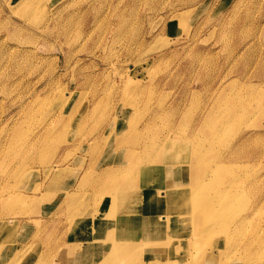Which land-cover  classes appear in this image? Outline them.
<instances>
[{
  "label": "rangeland",
  "instance_id": "rangeland-1",
  "mask_svg": "<svg viewBox=\"0 0 264 264\" xmlns=\"http://www.w3.org/2000/svg\"><path fill=\"white\" fill-rule=\"evenodd\" d=\"M17 1L0 0V264L94 261L90 254L100 249L98 257L126 228L115 223L120 207L132 214L135 204L158 203L138 191L146 184L164 192L161 170H173L157 163L139 171L145 151L120 144L121 136L139 131L158 143L168 134L149 164L175 157L185 135L205 131L200 116L221 100L230 117L244 112L229 148L255 132L235 157L246 195L229 217L251 220L238 226L232 256L222 257L224 238L206 239L212 233L199 234L206 240L192 248L190 210L177 229L168 221L164 234L153 232L150 239L164 241L158 249L148 239L141 247L150 251L125 261L199 264L205 254L218 264H264V0H29L21 8ZM208 121L217 125L221 116ZM132 171L138 185L112 199L109 184L120 186L119 176L129 180ZM178 201L162 208L178 209ZM93 217L108 224L100 230Z\"/></svg>",
  "mask_w": 264,
  "mask_h": 264
},
{
  "label": "bare ground",
  "instance_id": "bare-ground-1",
  "mask_svg": "<svg viewBox=\"0 0 264 264\" xmlns=\"http://www.w3.org/2000/svg\"><path fill=\"white\" fill-rule=\"evenodd\" d=\"M28 1L29 0H19L16 2V6H19V8H21V6H24ZM222 102L223 100L218 101L214 104V111H212V108V112H207L206 114H204V117L200 116L201 120L203 121V125L206 128L205 131L202 132L199 129H195L190 134L185 135L182 139L183 148L179 150L178 155H176L175 157H173V155H169L163 157L162 159H160V161L154 160L153 163L149 164L151 159L150 154H156V151L158 149L166 145V142L170 137L168 134H165L162 138V141L159 140L158 143H148L146 141V138L142 133H139V131L137 133L133 131L131 132V134L128 133V135L126 133V136H130L128 139H126V136H121L120 144H126L127 146L124 145L125 147L131 146L130 149L142 148L143 151H145L143 155H139L142 156L143 159L141 161L137 160V162L141 166L135 168H137L139 171L148 169L150 165H155L157 163L164 164L168 167L173 166V170L167 171L165 170V168H162L161 170L167 172L165 173V175L168 178V180H166L167 187L164 192L160 193L158 189H154V191L148 190L149 185L146 184L141 185L138 191L139 194L147 193L146 197L149 200H151L153 197L158 198V203H153L148 206H139L138 204H135L132 209V214L131 212H123L122 207H120L121 209L120 211H118L120 212V214H117L118 216L116 217L115 223L119 222L126 228L119 229V239L117 240L116 234L112 238L114 240H117V242L110 244L105 249H101L102 253L99 252L98 257L97 250L100 249H97L96 253L90 254L94 258V261H91L88 264H109L110 262L115 261L119 262V264H135L125 260L128 258L131 259V257H137L140 254H143L144 251H150L148 250V248L141 247V245H143L145 241H148V239L150 240V242L156 244V249H158L157 243H164V241L163 239L157 240V235L159 233L164 234V231L166 230L164 226L166 225V223L170 221L173 224L174 228L170 227L171 231L173 229H177L180 221L187 222V218L180 217L181 214H185L187 216L190 210L192 211L189 215H191V217L193 218V225L194 227H196L195 232H191L193 233V235H190L192 236V239H190V245L192 246V248L194 247L193 244H195V246L199 245L206 239H208V241H211L212 237L213 239L211 242L213 245L215 241L214 238L222 237L226 241L225 248H223L224 253L222 254L221 252L222 257L228 259L232 256L231 252L235 246V238L237 237L238 226H240V224L245 225L251 220L250 216L239 219H232L229 217L230 213H232L231 209L234 207L233 202L235 205L238 204L243 198H245L246 195V184H244L245 181L242 183V180L244 178H242V176H239L235 171L238 170L239 167V165L237 164L238 161L235 159V157L237 151L239 149H243L244 146H246V144L249 143V141L254 137L255 132H252L248 135H239L240 137L238 138L237 144L233 147V150L232 148H229L228 141L235 140L238 136H236V132L239 130H235L233 128V122L235 119L238 120L244 117V112L242 113L240 111H236L232 114L233 116L230 117L227 114L228 111L223 109L224 106L222 107ZM63 103H65V100L61 104ZM238 106L244 107L242 105ZM220 110H224V113L226 115H224L223 111ZM239 110L241 109L239 108ZM214 114H217V116H221V121H219V124L217 125L209 124L208 121ZM68 120H70V122H65V128H68L71 125V117H68ZM184 126L185 125H183L182 127ZM207 130L209 134L204 135ZM176 132H178L177 129ZM220 139H223L224 143L219 144ZM180 146L181 145L178 146V149ZM197 146L200 147L201 154L198 153V155H196L195 153L189 152V150L195 149ZM223 152H226L228 154H226V156H224L221 160ZM210 157L216 158V160H213L211 158L214 165L206 168L204 159ZM170 159L176 160L170 161ZM122 164L123 162L121 163V165ZM185 164H188L189 169H191V173H188L186 168L183 166ZM229 164L234 165L230 168L228 166ZM181 166H183L184 171L187 175L184 183L181 180H177V172H179L177 169ZM225 166L230 169L223 173L222 176L217 177L216 175L220 172V169L223 171ZM120 167L123 168L122 166ZM218 167L220 169H218ZM107 170L108 169H106V171ZM125 171L128 170L125 169ZM138 175V172L132 171L130 179L128 180L125 178L124 173H122L119 176L120 181L122 182L120 186H116L118 184H109L113 193V196L110 195V197L116 201L118 198H120L121 201L125 198H128L130 196V191L134 189L140 182V180L138 179ZM106 185L107 184H104V186ZM170 198L179 199V201L176 202V206L178 209H175L174 205H167L166 207L162 208L163 204H165ZM110 209H112L111 206ZM115 209H117L116 205ZM156 212H159V214H155ZM225 214H227V219H220ZM92 222L94 223V225L97 224L96 226L100 230L102 229L103 224H108L107 220H103L102 218L97 217H93ZM206 224L209 225V229H205ZM137 230H139V232L141 230L139 236L135 234ZM154 231L157 233V235L153 240L150 238H153L155 236L153 235ZM102 232L103 230L100 231L99 234H102ZM202 232L208 234L212 233V236H208L206 239H204L203 236H199V234H202ZM141 234L144 235L145 239H142L140 237ZM217 243L218 242H216V244ZM184 245L185 244L183 242V246ZM111 249L112 254H114L115 257L113 255H108V251H110ZM36 258H38V256ZM136 259H138V257ZM172 261H175V259H172ZM219 262L218 260L215 261V259L208 258L205 254H202V259L200 261V263L208 264H218ZM84 264H86V261Z\"/></svg>",
  "mask_w": 264,
  "mask_h": 264
}]
</instances>
